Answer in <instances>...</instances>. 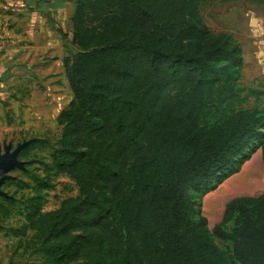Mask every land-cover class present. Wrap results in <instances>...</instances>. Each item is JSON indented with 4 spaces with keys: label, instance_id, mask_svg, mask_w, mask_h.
Here are the masks:
<instances>
[{
    "label": "trees",
    "instance_id": "obj_1",
    "mask_svg": "<svg viewBox=\"0 0 264 264\" xmlns=\"http://www.w3.org/2000/svg\"><path fill=\"white\" fill-rule=\"evenodd\" d=\"M75 1L73 98L10 234L31 230L44 264H264V192L229 199L213 228L202 211L259 149L264 166V89L240 84V41L212 32L204 0ZM61 174L80 194L44 212Z\"/></svg>",
    "mask_w": 264,
    "mask_h": 264
},
{
    "label": "rangeland",
    "instance_id": "obj_2",
    "mask_svg": "<svg viewBox=\"0 0 264 264\" xmlns=\"http://www.w3.org/2000/svg\"><path fill=\"white\" fill-rule=\"evenodd\" d=\"M201 13L204 21L212 32H230L242 45L243 53L249 58L248 41L255 40L254 35L257 26L264 25V0H204L201 4ZM251 21L250 24H248ZM255 29H251L250 25ZM259 28V27H258ZM259 34V33H258ZM258 34H256L258 36ZM260 40V37L257 39ZM65 57H73L77 47L71 42L65 44ZM248 54V55H247ZM64 57V58H65ZM247 58V60H249ZM244 68V67H243ZM54 78L57 86L51 87L47 81ZM240 84L247 87L264 88V73L258 74L252 64L246 63L242 70ZM73 98L72 90L65 70H26L23 75H18L11 81L10 90L5 97L0 99V154H5L7 148L13 152L18 146L27 144L35 139H44L46 146H37L28 150L25 156L18 155L19 166L0 175V202L11 209L9 216L0 215V264H44L43 253L38 246L28 247L25 239H30L33 232L28 230L21 239L10 234L13 228H20L25 222V198L33 193L34 177L43 176L46 164L51 161L50 153L56 147L61 135L62 126L57 122V116ZM263 102V99L261 103ZM254 99L243 105L253 106ZM257 156V163L261 167L258 186L243 193H233L227 197L225 183L238 176L245 165ZM236 173L221 183L214 191L206 194L202 199V211L208 218L210 228L218 223L223 215L225 203L239 195H258L264 192V166L261 158V150H257ZM54 186L45 190L47 200L43 211L58 208L61 202L80 194L76 182L65 174L51 177ZM208 198L223 197L222 208L217 216L213 217L209 210ZM212 216V218H211ZM218 243H222L217 239Z\"/></svg>",
    "mask_w": 264,
    "mask_h": 264
},
{
    "label": "crops",
    "instance_id": "obj_3",
    "mask_svg": "<svg viewBox=\"0 0 264 264\" xmlns=\"http://www.w3.org/2000/svg\"><path fill=\"white\" fill-rule=\"evenodd\" d=\"M75 9V0H0V15L10 21L12 35L9 46L0 52V99L8 94L11 81L26 70H53V73L65 70V44L72 40ZM250 27L255 29L252 24ZM256 28L253 33L257 38L248 41L244 48L250 53V59L243 53L244 68L249 61L261 75L264 73V25ZM56 75L47 81L49 86H57Z\"/></svg>",
    "mask_w": 264,
    "mask_h": 264
},
{
    "label": "bare ground",
    "instance_id": "obj_4",
    "mask_svg": "<svg viewBox=\"0 0 264 264\" xmlns=\"http://www.w3.org/2000/svg\"><path fill=\"white\" fill-rule=\"evenodd\" d=\"M256 160L257 156L253 157L247 163V165H245L244 169L238 176L230 179L227 183L223 185L227 190L226 195L223 196L224 198L233 193H243L247 191H252L258 186L261 181V178L259 177L261 167L259 166ZM223 197L212 198L209 199V201L208 198L210 197H207L204 200L205 205L207 202H209V210L211 211L213 217L217 216L220 209L222 208L221 199Z\"/></svg>",
    "mask_w": 264,
    "mask_h": 264
},
{
    "label": "water",
    "instance_id": "obj_5",
    "mask_svg": "<svg viewBox=\"0 0 264 264\" xmlns=\"http://www.w3.org/2000/svg\"><path fill=\"white\" fill-rule=\"evenodd\" d=\"M31 142L18 146L13 152H9V149L7 148V152L5 154H0V175L14 168L15 166L20 165V162L18 161V155L20 151L27 147ZM0 194H3L1 190Z\"/></svg>",
    "mask_w": 264,
    "mask_h": 264
},
{
    "label": "built area",
    "instance_id": "obj_6",
    "mask_svg": "<svg viewBox=\"0 0 264 264\" xmlns=\"http://www.w3.org/2000/svg\"><path fill=\"white\" fill-rule=\"evenodd\" d=\"M11 39V23L3 15H0V52L6 50Z\"/></svg>",
    "mask_w": 264,
    "mask_h": 264
}]
</instances>
